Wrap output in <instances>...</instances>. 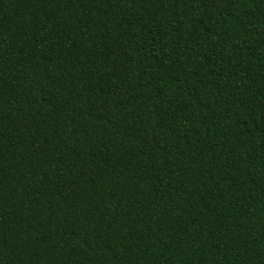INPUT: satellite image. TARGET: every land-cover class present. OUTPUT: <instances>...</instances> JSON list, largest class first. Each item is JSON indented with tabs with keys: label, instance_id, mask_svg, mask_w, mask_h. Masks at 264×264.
<instances>
[{
	"label": "trees",
	"instance_id": "trees-1",
	"mask_svg": "<svg viewBox=\"0 0 264 264\" xmlns=\"http://www.w3.org/2000/svg\"><path fill=\"white\" fill-rule=\"evenodd\" d=\"M0 264H264V0H0Z\"/></svg>",
	"mask_w": 264,
	"mask_h": 264
}]
</instances>
